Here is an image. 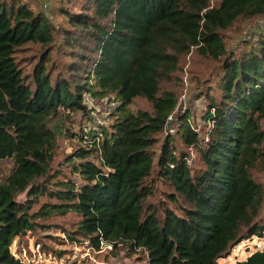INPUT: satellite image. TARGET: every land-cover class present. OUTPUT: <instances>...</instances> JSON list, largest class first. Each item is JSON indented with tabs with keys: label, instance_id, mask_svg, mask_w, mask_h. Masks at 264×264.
Returning <instances> with one entry per match:
<instances>
[{
	"label": "trees",
	"instance_id": "16d2710c",
	"mask_svg": "<svg viewBox=\"0 0 264 264\" xmlns=\"http://www.w3.org/2000/svg\"><path fill=\"white\" fill-rule=\"evenodd\" d=\"M38 3L0 0V160L13 158L0 182V264H24L9 246L48 212H29L27 197L40 194L33 180L52 158L48 119L60 110L86 114L85 94L111 96L113 118L98 130L72 133L85 141L67 155L76 179L49 191L59 200L49 208L74 210L76 231L91 245L122 242L142 264H218L239 240L261 236L263 185L250 167L264 156V28L228 49L222 30L238 17L264 14V0ZM27 42L39 44V52L21 62L17 52ZM191 49L214 61L199 91L202 126L196 129L183 112L173 133L166 132L177 97L160 82ZM135 96L150 110L129 109ZM190 148L197 167L188 161ZM151 173L170 185L171 199L181 197L180 212L143 206ZM232 264H264V245Z\"/></svg>",
	"mask_w": 264,
	"mask_h": 264
},
{
	"label": "rangeland",
	"instance_id": "374dc122",
	"mask_svg": "<svg viewBox=\"0 0 264 264\" xmlns=\"http://www.w3.org/2000/svg\"><path fill=\"white\" fill-rule=\"evenodd\" d=\"M52 1L39 0L35 7L48 8ZM214 2L215 0H209L210 4ZM263 24L264 14L238 17L230 26L222 30L226 48L234 47L233 45L238 43L243 36L252 35L262 28ZM38 52L39 44L27 42L17 53L19 60L24 62V59L27 58L32 60ZM53 55L60 62L65 59L59 50L55 51ZM213 65L214 61L200 57L191 49L179 56L176 69L173 70L171 77L160 82L161 90L174 91L178 101L177 111L187 112L190 124L196 129L202 126L200 114L205 105L204 98L200 96L199 91L205 87L209 80L205 81ZM107 96L111 97L109 95L102 97L105 102L99 106V111H96L94 116V121H102V125H107L113 118L110 114L112 111L110 113L105 111V105L109 103L107 100H113ZM128 107L131 110H150L151 108L150 102L141 96L133 97ZM86 116L87 112L78 116L74 111L60 110L56 116L50 117L47 121L49 127L55 130L52 158L47 163L45 173L33 180L41 187L40 194L32 197L27 195V197L31 198L29 212H39L44 209L48 212L34 217L33 228L15 236L9 246L12 254L24 264H142V260L138 259L140 254L131 252L122 242L111 248L91 245L76 231L78 215L74 210L67 208L61 212L54 211L55 208L52 210L49 208L51 203L59 202L58 198L51 195L49 191L62 188L67 180L76 179L67 155L73 153L72 150L76 145L85 144V141L80 140L72 133H80L85 125L88 126L91 118ZM259 122L264 129V117ZM167 126L176 129L177 119L167 121ZM70 132L71 134H69ZM174 145L179 147L181 142L175 138ZM262 147L264 150V144ZM154 150L157 151V144H155ZM188 157L192 167L199 165L197 154L191 148ZM75 159L74 157L73 160ZM12 167L13 158L11 156L0 160V182L5 180ZM250 173L255 180L260 181L263 185L259 216H264V156L250 167ZM146 181L150 184L151 192L144 197L143 206L152 205L156 212L160 213L161 205H167L180 212L179 205L182 199L177 194H175L176 200L168 196V193H173L169 184L158 179L153 173L146 178ZM25 197L24 191L16 195L19 200H23ZM240 241L230 246L227 253L216 258L218 264H232L237 260H243L248 255V250L244 249V242Z\"/></svg>",
	"mask_w": 264,
	"mask_h": 264
},
{
	"label": "built area",
	"instance_id": "2783aa9c",
	"mask_svg": "<svg viewBox=\"0 0 264 264\" xmlns=\"http://www.w3.org/2000/svg\"><path fill=\"white\" fill-rule=\"evenodd\" d=\"M262 28H264V24ZM82 101L86 105V108H87L86 117L91 118V122L88 124V126L85 125L82 129L98 130L99 126L102 125L103 123L102 121H99V120L94 121L95 120L94 116L96 114V111H99V106L102 105L105 102V100H103L102 97L89 96L85 94L82 98ZM107 101H109V103L105 105V108H106L105 111L110 112L115 107L117 102L115 100H107ZM177 105H178V101H177V104L174 110L170 113V115H168L167 121L176 119V117L181 113V111H177ZM172 130H174V128L172 129L171 126H167V123H166L165 131L171 132ZM83 136L85 137L84 134ZM240 242H244L243 243L244 249L248 250L247 254H250L251 252L256 251V250H261L264 245V233L261 236L253 235L250 237L243 238L241 239ZM97 247L111 248L112 241L100 240Z\"/></svg>",
	"mask_w": 264,
	"mask_h": 264
}]
</instances>
